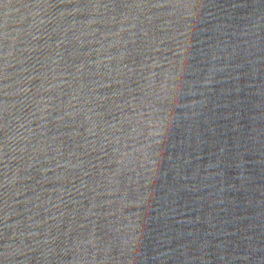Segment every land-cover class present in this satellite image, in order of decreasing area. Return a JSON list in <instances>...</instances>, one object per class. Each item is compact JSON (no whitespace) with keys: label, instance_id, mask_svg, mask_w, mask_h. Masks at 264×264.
Returning a JSON list of instances; mask_svg holds the SVG:
<instances>
[{"label":"water","instance_id":"1","mask_svg":"<svg viewBox=\"0 0 264 264\" xmlns=\"http://www.w3.org/2000/svg\"><path fill=\"white\" fill-rule=\"evenodd\" d=\"M0 264H264V0H0Z\"/></svg>","mask_w":264,"mask_h":264}]
</instances>
